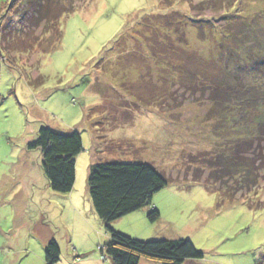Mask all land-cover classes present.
<instances>
[{
	"label": "rangeland",
	"instance_id": "374dc122",
	"mask_svg": "<svg viewBox=\"0 0 264 264\" xmlns=\"http://www.w3.org/2000/svg\"><path fill=\"white\" fill-rule=\"evenodd\" d=\"M26 4L0 0V264H46L53 239L58 264H112L88 188L90 166L106 161L171 177L114 231L188 240L204 257L184 264H264V209L248 191L256 179L228 200L192 160L246 140V112L256 120L242 106L264 100V0H80L52 32L19 21ZM41 126L81 134L70 194L50 188L40 151L27 149Z\"/></svg>",
	"mask_w": 264,
	"mask_h": 264
},
{
	"label": "trees",
	"instance_id": "16d2710c",
	"mask_svg": "<svg viewBox=\"0 0 264 264\" xmlns=\"http://www.w3.org/2000/svg\"><path fill=\"white\" fill-rule=\"evenodd\" d=\"M13 1L14 7L20 2L23 5L25 2L29 3L26 4V8L16 12L15 16L19 21L34 22L36 28H45L46 32L54 31L62 16L72 14L76 3L80 2V0ZM44 31L39 36L47 34ZM28 37H30L29 34ZM58 38H61V35ZM0 54H3L1 48ZM179 73L181 74V71ZM185 73L183 72L182 75ZM41 79L42 77L35 79L34 85H37ZM211 88L213 89L212 101L222 104L223 101L215 92L216 88ZM247 105L242 107L249 108L248 111L253 113L255 111L256 120H252L254 118L252 113L243 114L244 129L247 132L243 137L246 140L240 143L242 145L236 143L230 147H223V151L216 148L215 152L199 154L192 160L195 158L193 162L199 164L196 166L202 179L203 176L208 175L205 184L217 189V192L228 200H234L236 196L242 195L247 187L254 186L252 179L255 178L254 189L248 191L256 195L254 207L264 209V204L258 200L264 192V100H256V105L252 103L251 107ZM255 124L256 133L252 132ZM249 126L253 129L250 130ZM27 149L40 151L44 176L54 192L72 193L76 182L77 158L84 151L80 133L73 131L70 134H60L47 126H41L37 138L28 143ZM170 182L171 177L167 178L163 172L149 164L106 161L94 162L90 166L89 194L94 210L106 225L107 234L110 237L103 252L112 264H140L142 259L157 261L160 264H184L187 260L203 259V254L188 240L142 242L110 228L114 222L151 206L154 195L167 188ZM230 183L234 185L230 187ZM160 218L161 215L156 209L148 214V220L151 223L157 222ZM60 259L61 249L53 239L47 245L45 262L58 264Z\"/></svg>",
	"mask_w": 264,
	"mask_h": 264
},
{
	"label": "crops",
	"instance_id": "0c3cea01",
	"mask_svg": "<svg viewBox=\"0 0 264 264\" xmlns=\"http://www.w3.org/2000/svg\"><path fill=\"white\" fill-rule=\"evenodd\" d=\"M69 204H71L70 207L74 208V207H79L78 205H80V202L79 199H77L74 195H72L70 197Z\"/></svg>",
	"mask_w": 264,
	"mask_h": 264
}]
</instances>
